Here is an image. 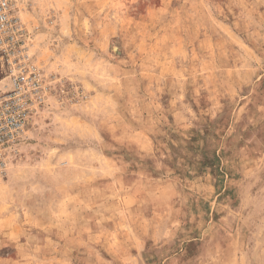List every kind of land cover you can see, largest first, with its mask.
<instances>
[{"label":"rangeland","instance_id":"1","mask_svg":"<svg viewBox=\"0 0 264 264\" xmlns=\"http://www.w3.org/2000/svg\"><path fill=\"white\" fill-rule=\"evenodd\" d=\"M13 1L51 92L0 264H264V0Z\"/></svg>","mask_w":264,"mask_h":264},{"label":"built area","instance_id":"2","mask_svg":"<svg viewBox=\"0 0 264 264\" xmlns=\"http://www.w3.org/2000/svg\"><path fill=\"white\" fill-rule=\"evenodd\" d=\"M50 92L14 1L0 0V174Z\"/></svg>","mask_w":264,"mask_h":264}]
</instances>
